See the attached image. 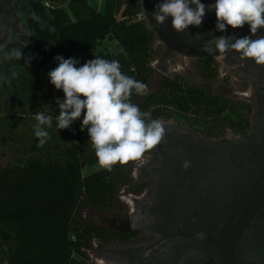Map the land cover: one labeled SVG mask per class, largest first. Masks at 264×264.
<instances>
[{
    "label": "trees",
    "instance_id": "obj_1",
    "mask_svg": "<svg viewBox=\"0 0 264 264\" xmlns=\"http://www.w3.org/2000/svg\"><path fill=\"white\" fill-rule=\"evenodd\" d=\"M140 9V0H106L103 12L86 0H0V46L6 45L5 51L23 48L21 60L6 61L0 54V75L18 72L10 85L0 82V145H18L29 153L0 168V264H87L93 241L111 238L108 229L81 214L87 209L108 213L116 207L121 187L131 183L134 160L110 172L96 169L84 175L97 162L87 129L81 131L83 116L68 129L56 127L57 100L64 94L47 73L57 66V55L78 60L77 66L100 56L119 61L125 74L147 85L154 71V33L136 19ZM14 15L24 19L26 34L15 31ZM105 41H115L117 51L103 47ZM187 95L191 92L166 79L156 95L131 99L152 119L169 118V108L173 114L203 107L205 113L220 115L215 101L210 111L206 102L201 106ZM34 99L40 103L35 105ZM48 105L51 139L38 147L34 115Z\"/></svg>",
    "mask_w": 264,
    "mask_h": 264
},
{
    "label": "flooded vegetation",
    "instance_id": "obj_2",
    "mask_svg": "<svg viewBox=\"0 0 264 264\" xmlns=\"http://www.w3.org/2000/svg\"><path fill=\"white\" fill-rule=\"evenodd\" d=\"M182 35L255 39L264 29L257 36L247 24L219 32L215 13L206 12L200 27ZM160 46L161 86L167 67L185 57ZM192 60L206 70V91L175 81L188 98L222 110V118L211 122V113L194 109L204 122L180 110L159 119L166 135L134 160L131 183L121 187L125 204L119 192L111 212L94 210L119 221L116 230L93 224L111 232L109 240L93 241L97 264H264V66L235 51ZM218 77L224 86L214 85Z\"/></svg>",
    "mask_w": 264,
    "mask_h": 264
},
{
    "label": "clouds",
    "instance_id": "obj_3",
    "mask_svg": "<svg viewBox=\"0 0 264 264\" xmlns=\"http://www.w3.org/2000/svg\"><path fill=\"white\" fill-rule=\"evenodd\" d=\"M206 12L215 13L219 32L247 24L252 36H257L258 31L264 29V0H215L208 5L201 0H161L155 5L152 18L157 25H163L171 18V27L183 34L190 26L200 27ZM5 47L0 46L3 60L23 58V48L5 51ZM213 50L221 55L235 51L241 58L264 66V36L255 39L212 36L202 51L210 54ZM54 59L57 66L47 73V78L64 94L62 101L57 100L56 127L68 129L83 116L81 131L87 129L88 143L95 152L98 170L110 172L117 164L126 165L130 160L140 159L162 142L166 135L163 123L152 119L150 112L142 111L131 99L133 95H146L148 86L125 74L119 61L95 56L77 66L79 61L74 58L57 55ZM28 62L30 58L26 64ZM17 76L18 72L13 70L10 76L0 75V82L10 85ZM34 119L37 122L33 129L37 146L43 147L51 139L48 129L53 125V118L41 111L35 113ZM184 167H188L187 161Z\"/></svg>",
    "mask_w": 264,
    "mask_h": 264
},
{
    "label": "rangeland",
    "instance_id": "obj_4",
    "mask_svg": "<svg viewBox=\"0 0 264 264\" xmlns=\"http://www.w3.org/2000/svg\"><path fill=\"white\" fill-rule=\"evenodd\" d=\"M106 0H86V2L93 8H97V9H103L104 4H105ZM76 9L78 10L79 13L83 14V12L85 11L83 7H81L80 5L76 6ZM14 21V28L15 31L18 34H26L27 33V26L26 23L24 21V19L20 16V15H14L13 18ZM107 46V48L110 51H117V44L115 41H105L103 43V47ZM160 43L158 41H155L153 43V49L155 50V53H153L152 58H151V64L154 68V70H156V72H153L151 78L149 79V82L147 84L148 86V93L146 94L148 95H153V94H157L158 91L160 90V81H161V77L158 76V73L161 72L160 70H158V59L160 57ZM167 76L165 78L167 79H171V80H178L181 81L182 84H185V86L192 90L197 89L198 91H201L204 93V91H206L207 87H208V81L206 80V70L204 69V67L202 66V64H200V62H197L195 60L192 59H188V58H183L181 60V62H177V63H172L167 67V71H166ZM221 84L223 85V82L221 81V77H218L217 80L215 81L214 85L217 87L221 86ZM205 85V86H204ZM224 86V85H223ZM33 97V96H30ZM203 100H201L200 105H203ZM34 103L35 105L39 104L40 101L38 99H34ZM19 107V106H18ZM43 112L46 115H49L51 106L49 107V105L46 106H42ZM202 112H203V107L201 108ZM215 110H218V108H215ZM173 108H169L168 109V113L170 114V117H173ZM175 112V111H174ZM190 112L187 113H182L183 115H187L186 119H191V120H196V121H205V117L202 116L201 113H199V117L195 116V114H192ZM191 113V114H190ZM194 115V116H193ZM226 117H228V115H225ZM169 118H164V119H170ZM222 116H217L215 118V116H211L210 120L211 122H213L215 120V122H220ZM27 156H29V153L24 150V148H22L21 146H1L0 145V168H3L7 165H11L13 163L19 162L22 159L26 158ZM134 168V166H133ZM98 169L97 165H95L94 167H88L85 168L83 173L84 175H88L89 173H91L92 171ZM120 197H121V201L123 202V204H125L126 201V195L123 193V188L120 189ZM120 202V203H122ZM82 217L84 218V220H86L87 222L91 223V224H96V225H100V218H103L104 215L99 214L97 212H95L92 209H87L84 212H82ZM0 245H2L0 243ZM89 255V259L86 261L87 264H97L99 263V259L96 258L94 256V254L92 253V251H89L88 253Z\"/></svg>",
    "mask_w": 264,
    "mask_h": 264
},
{
    "label": "water",
    "instance_id": "obj_5",
    "mask_svg": "<svg viewBox=\"0 0 264 264\" xmlns=\"http://www.w3.org/2000/svg\"><path fill=\"white\" fill-rule=\"evenodd\" d=\"M161 2V0H140L144 15L146 17L147 27L154 33V42L158 41L166 48L173 52L182 55L185 58L191 59H207L209 57L220 56L218 52L214 50L209 54L202 51V47L209 40V36L186 39L181 33H177L171 27V18L167 20L163 25H157L156 21L152 18L155 5ZM214 49V45H211ZM119 221L111 217L100 218V223L104 227L116 230ZM126 231V230H125Z\"/></svg>",
    "mask_w": 264,
    "mask_h": 264
},
{
    "label": "built area",
    "instance_id": "obj_6",
    "mask_svg": "<svg viewBox=\"0 0 264 264\" xmlns=\"http://www.w3.org/2000/svg\"><path fill=\"white\" fill-rule=\"evenodd\" d=\"M136 19L138 21H145L146 22V17L144 15V12H143V9H142V6H141V9H140V12L137 14L136 16Z\"/></svg>",
    "mask_w": 264,
    "mask_h": 264
},
{
    "label": "crops",
    "instance_id": "obj_7",
    "mask_svg": "<svg viewBox=\"0 0 264 264\" xmlns=\"http://www.w3.org/2000/svg\"><path fill=\"white\" fill-rule=\"evenodd\" d=\"M105 5H106V1H105V4H104V7H103V9H97V8H95L97 11H101V12H103L104 11V9H105Z\"/></svg>",
    "mask_w": 264,
    "mask_h": 264
}]
</instances>
